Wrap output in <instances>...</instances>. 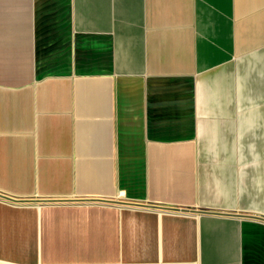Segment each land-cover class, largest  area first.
Instances as JSON below:
<instances>
[{
	"label": "crops",
	"instance_id": "obj_1",
	"mask_svg": "<svg viewBox=\"0 0 264 264\" xmlns=\"http://www.w3.org/2000/svg\"><path fill=\"white\" fill-rule=\"evenodd\" d=\"M0 195V264H264V0H0Z\"/></svg>",
	"mask_w": 264,
	"mask_h": 264
},
{
	"label": "water",
	"instance_id": "obj_2",
	"mask_svg": "<svg viewBox=\"0 0 264 264\" xmlns=\"http://www.w3.org/2000/svg\"><path fill=\"white\" fill-rule=\"evenodd\" d=\"M0 198H1V199H4V200H6V201H9V202H21V201H16V200H13V199H11V198H7V197L1 196V195H0ZM50 202H51V201H50ZM145 207H150V206H145ZM160 209H164V210H168V211H175V212H177V211H181V212L186 211V210L170 209V208H160ZM251 218H252V219H255V220H262L261 218H258V217H251Z\"/></svg>",
	"mask_w": 264,
	"mask_h": 264
}]
</instances>
